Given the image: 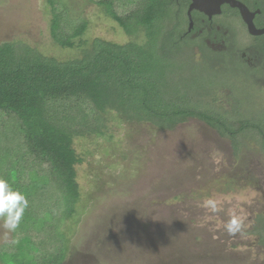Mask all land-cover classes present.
Wrapping results in <instances>:
<instances>
[{"label": "rangeland", "instance_id": "1", "mask_svg": "<svg viewBox=\"0 0 264 264\" xmlns=\"http://www.w3.org/2000/svg\"><path fill=\"white\" fill-rule=\"evenodd\" d=\"M96 3L0 0V44L22 42L60 60L79 56L53 40L54 8L66 9L69 19L87 20L86 40L128 42ZM183 6L174 9L184 12ZM222 56L194 49L192 59L184 49L173 74L185 77L192 94L195 85L209 92L203 105L264 127L262 80ZM121 117L109 113L104 135L75 143L84 159L78 167L83 196L72 216L28 210L32 215L23 214L14 229L0 217V248L8 250H2L3 263L29 261L41 245L59 253L61 264H264L263 138L247 129L232 141L197 118L162 130ZM232 219L239 226L229 232Z\"/></svg>", "mask_w": 264, "mask_h": 264}, {"label": "trees", "instance_id": "2", "mask_svg": "<svg viewBox=\"0 0 264 264\" xmlns=\"http://www.w3.org/2000/svg\"><path fill=\"white\" fill-rule=\"evenodd\" d=\"M123 3L126 0L96 4L131 38L126 43L100 37L86 40L88 21L69 19L66 9L54 8L53 40L63 49H77L79 56L60 60L22 42L0 44V177L27 197L24 214L42 208L48 214L57 210L72 216L78 210L83 196L78 167L84 159L75 143L104 135L109 113L162 130L197 118L232 141L253 129L264 142L260 123L231 120L203 105L201 99L209 92L195 85L192 94L184 86L185 77L173 74L184 49L192 59L196 47L202 56L207 50L201 37L187 32L190 17L174 9L176 0ZM2 250L8 253L0 248V264ZM19 262L61 264L62 257L40 245L33 259L22 257Z\"/></svg>", "mask_w": 264, "mask_h": 264}, {"label": "flooded vegetation", "instance_id": "3", "mask_svg": "<svg viewBox=\"0 0 264 264\" xmlns=\"http://www.w3.org/2000/svg\"><path fill=\"white\" fill-rule=\"evenodd\" d=\"M182 2L188 15L192 0H176L178 6ZM220 17L225 18V22H221ZM191 18L187 32L201 37L208 51L222 54L224 61L227 59L234 66L243 67L252 80L258 77L264 86V0H226L220 13L209 16L193 10ZM195 49L199 52L198 47ZM222 62L216 66L221 67Z\"/></svg>", "mask_w": 264, "mask_h": 264}, {"label": "clouds", "instance_id": "4", "mask_svg": "<svg viewBox=\"0 0 264 264\" xmlns=\"http://www.w3.org/2000/svg\"><path fill=\"white\" fill-rule=\"evenodd\" d=\"M28 206L29 201L25 194L13 189L6 179L0 177V217L5 218V226L14 229ZM238 226V221L232 219L228 225L229 232L235 231Z\"/></svg>", "mask_w": 264, "mask_h": 264}, {"label": "water", "instance_id": "5", "mask_svg": "<svg viewBox=\"0 0 264 264\" xmlns=\"http://www.w3.org/2000/svg\"><path fill=\"white\" fill-rule=\"evenodd\" d=\"M225 1L226 0H192V3L188 11L190 20L192 21L191 15L193 10L204 12L209 16H212L213 14L216 13H220L221 6ZM253 33L258 34L262 32L254 31Z\"/></svg>", "mask_w": 264, "mask_h": 264}]
</instances>
